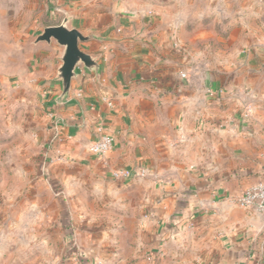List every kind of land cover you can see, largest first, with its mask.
Instances as JSON below:
<instances>
[{
    "label": "crops",
    "instance_id": "crops-1",
    "mask_svg": "<svg viewBox=\"0 0 264 264\" xmlns=\"http://www.w3.org/2000/svg\"><path fill=\"white\" fill-rule=\"evenodd\" d=\"M14 1L0 82L31 114L13 170L23 237L51 264H264V210L233 202L264 180V0H42L24 36ZM65 17L100 68L78 65L60 98L64 47L36 38Z\"/></svg>",
    "mask_w": 264,
    "mask_h": 264
},
{
    "label": "rangeland",
    "instance_id": "rangeland-1",
    "mask_svg": "<svg viewBox=\"0 0 264 264\" xmlns=\"http://www.w3.org/2000/svg\"><path fill=\"white\" fill-rule=\"evenodd\" d=\"M241 2V0H229L222 7L236 9ZM13 3L15 6L12 5L10 7L11 13L14 12V9L17 12L13 15L12 19L15 24L16 22L19 23V31H21L19 35L22 36L27 34L28 29H32L37 25L36 16L41 7H48L47 2H43L42 0H17ZM218 7L220 6L218 5ZM225 15V13L220 14V12L219 14H213V19H209L211 17L206 18L208 19L206 20L208 21L206 24H209L211 21L216 23L223 19ZM215 17L217 18L215 19ZM10 84L11 88L17 89V81L12 80ZM18 103L22 102L15 99V95H12L11 92L7 95L4 94L3 82H0V217H5L2 214L3 207H5L8 201V196L10 208L4 210V212L10 211L11 220L8 227L6 224L2 226L0 223V264H51L50 256L44 248L34 247L33 241L28 240V236L23 237L24 227H22V224L19 225L17 217H15L18 216V213H14V209L17 211L15 208L17 206V193L14 190L17 187L16 184L19 177L13 175V170L17 164L18 151L19 149L21 150V143L18 142V138L23 122L31 116L25 109H20ZM30 104L27 105L30 106ZM31 107L35 109L34 114H36V106L31 104ZM3 167L6 169V172L9 171L10 176H3ZM14 200L15 203L12 204ZM3 228L7 236L3 235Z\"/></svg>",
    "mask_w": 264,
    "mask_h": 264
},
{
    "label": "water",
    "instance_id": "water-1",
    "mask_svg": "<svg viewBox=\"0 0 264 264\" xmlns=\"http://www.w3.org/2000/svg\"><path fill=\"white\" fill-rule=\"evenodd\" d=\"M69 18L65 17L60 24L49 25L37 36L36 42H51L55 39L58 44L64 47L61 57L62 64L58 69L57 79L62 82V93L60 98L69 95L71 82L77 75V66L83 64L86 68L98 71L100 65L96 57L83 51L80 42L89 40L79 29L69 27Z\"/></svg>",
    "mask_w": 264,
    "mask_h": 264
},
{
    "label": "built area",
    "instance_id": "built-area-1",
    "mask_svg": "<svg viewBox=\"0 0 264 264\" xmlns=\"http://www.w3.org/2000/svg\"><path fill=\"white\" fill-rule=\"evenodd\" d=\"M99 133V138L93 143L91 149L94 153L103 155L112 146L113 137L104 132L103 127L99 126L97 128ZM115 177L120 176H131V172L128 170H117L113 173ZM145 170L140 171L139 175H144ZM233 202L238 205L248 208L255 209L258 211L264 210V180L257 185L245 190L241 195L235 197Z\"/></svg>",
    "mask_w": 264,
    "mask_h": 264
}]
</instances>
